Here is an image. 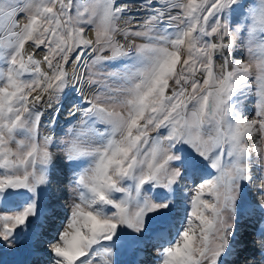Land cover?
<instances>
[{"label":"snow or ice","instance_id":"obj_1","mask_svg":"<svg viewBox=\"0 0 264 264\" xmlns=\"http://www.w3.org/2000/svg\"><path fill=\"white\" fill-rule=\"evenodd\" d=\"M133 7L146 17L120 27ZM241 44L246 59H233ZM70 62L86 75H70ZM65 108L76 118L57 165L54 137L40 129L59 126ZM69 170L78 195L49 238V186ZM257 179L264 185V0H0L5 247L31 245L33 264H120L118 253L154 242L157 264H235L238 217L258 215L264 236V205L249 195Z\"/></svg>","mask_w":264,"mask_h":264},{"label":"rangeland","instance_id":"obj_2","mask_svg":"<svg viewBox=\"0 0 264 264\" xmlns=\"http://www.w3.org/2000/svg\"><path fill=\"white\" fill-rule=\"evenodd\" d=\"M23 2H24V0H20V6L21 7L23 6ZM244 2L247 3L248 0H244ZM176 11H178V10H175L174 9L173 10V14H175ZM27 16H28V13H26V12H23V13H19L18 14V16L16 17V19L18 20L20 26H23V24H25L27 22ZM118 24L119 25H123L124 22L121 21L119 23V21H118ZM17 30H19V29H17ZM85 35L89 39H91V40L94 41V35H95V33L91 29H89L88 31H86ZM30 43L31 42H29V44ZM137 43H139V41H137ZM29 44H26L25 45L26 52H30L31 51V49L29 48ZM37 52H39V50H37ZM224 54L225 55H228V52L225 51ZM104 55L107 56L108 53L105 52ZM231 56H232L233 59H241V60L246 59V57H247L246 48L242 44L239 45V46H237V47H235L232 50V52H231ZM35 58L42 59V56L36 55ZM83 59L84 58H82V61H83ZM88 59L90 60V57H88ZM222 63H223V59L221 57H217L216 58V70L217 71H220V64H222ZM42 69L45 70V71H47L46 65H42ZM74 70H78L79 72L84 73L85 75H86V71H87L86 68L83 66V63L82 62L80 64H71V62H70V66L68 67L69 74L71 75V73ZM251 88H252V91L249 92L248 98L244 102V105H243L245 115L249 119H251L253 117L254 111H255L256 96H255V91H254L255 90V84L254 83L251 84ZM94 91H95V88L88 89L87 86H86L85 87L84 94L86 96H90ZM35 94L36 93H33V95H35ZM45 98H47V97H45ZM48 111H50V109H45L46 114H47ZM62 114L63 115L66 114V116H67V119L66 120H64L54 130L51 129V128H43L42 127L40 129V134L42 136L43 135H52L54 137V140H55V144L52 147V151H53L54 154H60L63 157V153L60 151V148L62 147V145L60 144V140L62 139V137H64V134L66 133V128H67L69 122L75 120L76 117H74L72 115H69V111H68L67 108H65L62 111ZM77 115H79V114L77 113ZM249 143L252 144L251 140H249ZM61 160H62V158H61ZM61 160H60V164H61ZM58 175L63 179V182L62 183L60 182L62 185L60 183H58L56 185V182H53L49 187L51 188V186L56 185L57 188H59L60 190L64 189L63 204H64V206L66 208V212L63 215L57 216L55 219H53L51 221L50 224H47V227H46L45 232H44L45 236H49L51 234H55V232L62 230L63 224L61 223V221L64 220V219L66 220V218H67L66 216L70 212L71 205L75 201V199H76V197L78 195V193L75 191V187L70 183V179H71V172H70V170L63 172L62 175L58 173ZM256 187H264V185H261L260 182H259V180L257 179L255 181V184L254 185L249 186V195L252 197V199H253L254 202H256L257 204L264 205V197H258V196L255 195L257 198H254V196H253L254 194L252 192L255 191ZM60 190H56V191L60 192ZM58 196H59L58 194H57V196L55 195L56 198H58ZM56 198H55V200H57ZM258 218H259V216L257 215V217H255L254 219H252V224L249 223L251 221L249 219H247L245 221L244 219H241L239 217L237 218V221H236V234H237L236 239L237 238L238 239H241L238 233H241L242 232L241 234H245L244 236L246 237V239L245 240H242L243 241L242 243H245L244 248H246V246L248 248H252V255L251 256L254 257V258H257V260H258V261H255V263H254V261H252L253 258L252 257H248V255H246V251H244L243 254H242V256H244V259L245 260H242L241 263L262 264V262H260V261L264 260V257H263L264 256V238H263L264 236H258L257 235V230H258L259 224L257 225V228L254 227L257 224L256 222L259 221ZM243 220L245 222L243 224H240L241 222H243ZM250 227L252 229L251 230H248ZM252 231H253V233H252ZM247 232H251V233H247ZM233 241H235V239L234 240H231L230 241V244H234ZM149 243L150 242H146V245L149 244ZM146 245H144L143 247H145ZM30 247H31V245H30ZM10 248H14V247H10ZM46 248H47V246L44 247V248H42V249H46ZM19 250L20 249H13V250L10 251L11 254H9V253L6 252V253L2 254V255H5L4 256L5 258L2 257L0 259L2 261L7 260L8 258L11 259V260L12 259H15L16 255H17L16 252L20 253L22 251V250H20V251ZM12 251L15 252V253H12ZM26 251H27V249H26ZM148 251H149V254L147 253L148 256L146 255L144 257H142V255L140 254L141 252L140 251L138 252V250L137 251L134 250V251L128 252V253H118L116 255L115 259L118 260L120 262V264H131V261H129V262H127V261H128V259H131V256L130 255L134 253L133 254V258H134V262L136 264H157L158 258H159V254H158V251H157V248H156L155 243H153V245L148 249ZM21 253L22 254H25L26 252L23 253V251H22ZM253 254H255L256 256H253ZM30 255H31V257L29 256L30 259L28 261V264H33V261H35L37 259V257L36 256H33L31 253H30ZM26 256L28 257V253L25 254V257ZM0 257H1V254H0ZM247 257H248V259H246ZM235 261L238 262V259H236Z\"/></svg>","mask_w":264,"mask_h":264},{"label":"bare ground","instance_id":"obj_3","mask_svg":"<svg viewBox=\"0 0 264 264\" xmlns=\"http://www.w3.org/2000/svg\"><path fill=\"white\" fill-rule=\"evenodd\" d=\"M129 3H139V0H129ZM141 11H143V10H141ZM138 19H142V17L140 16V17H138ZM122 22H124V21H122ZM124 24H125V22H124ZM137 25V23H134V25L133 26H136ZM91 58V57H90ZM60 124L64 121V120H66L67 119V116H66V114H62V112H61V114H60ZM59 124V125H60ZM255 140H256V137L255 138H253V139H251V142L252 143H254L255 142ZM54 156L56 157V160H55V163L57 164V165H60V160H61V158H62V155H60V154H54ZM68 175V174H67ZM64 176V175H63ZM53 181L54 182H56V185L58 184V183H62L63 182V179L57 174V176L56 177H54L53 178ZM60 183V184H61ZM56 185H53V186H51V191L57 196V194L59 195L58 196V198H56L57 200H53L52 201V203L53 204H55L57 207H56V217L57 216H59V215H63V214H65V212H66V208H65V206H64V204H63V199H64V189H62V190H60L59 188H57V186ZM62 185V184H61ZM57 188V189H56ZM64 188V187H63ZM56 190H60V192H58V191H56ZM252 193H254V192H252ZM254 196V198H257L255 195H253ZM256 200V199H255ZM68 211V210H67ZM59 212V213H58ZM67 217V216H66ZM255 218V217H254ZM254 218H250L249 220H251L249 223L250 224H252V219H254ZM53 219H50L49 221H48V224H50L51 223V221H52ZM65 220V219H64ZM252 228L250 227L248 230H251ZM242 231V230H241ZM242 233V232H241ZM241 233H238L239 234V236H240V238L241 239H235V241H233L234 242V244H237L239 247L237 248V252H238V255H236V256H233V257H231V259H241V261L242 260H245L244 259V256H242V254H243V252L244 251H246V255H248V257H252L251 255H252V248H248L247 246H246V248H244V246H245V243H242L243 241L242 240H245L246 239V237L244 236L245 234H241ZM244 233V232H243ZM247 233H251V232H247ZM246 233V234H247ZM252 233H253V231H252ZM54 236H55V234H51V235H49L48 237L49 238H54ZM264 238V237H263ZM153 243L154 242H150L149 244H145L146 246L145 247H143L142 249H140L139 251L141 252L140 254L142 255V256H144V255H147L148 256V254H149V251H148V249L153 245ZM5 244V242H3V241H1L0 240V254H1V257L0 258H5L4 256L5 255H2V254H4V253H9V254H11V250H13V249H20V250H22L23 251V253L24 252H26V253H28V257L26 256L25 257V254H22L21 252L20 253H18V252H16V254L18 255H16V257H15V259H7V260H5V261H2L1 259H0V264H28V261H29V259H30V257H31V255H30V253H31V250H30V245H21V247L20 248H16V247H14V248H10V247H5V248H3V245ZM247 244V243H246ZM36 246L38 247H40V248H44V247H46V245H44V244H41V243H36ZM256 246V245H255ZM254 247V246H253ZM26 249H27V251H26ZM19 250V251H20ZM44 251H47V248L46 249H43ZM15 251V250H14ZM137 251V250H136ZM12 253H15V252H13L12 251ZM148 253V254H147ZM256 254V253H255ZM255 254H253V256H256ZM23 256V257H22ZM30 256V257H29ZM242 256V257H241ZM258 256V255H257ZM248 257L246 258V259H248ZM264 257V256H263ZM7 258V257H6ZM253 258V260L252 261H254V263H255V261H258L257 260V258H254V257H252ZM20 259V260H19ZM140 259V258H139ZM251 259V258H250ZM140 261V260H139ZM241 261L239 262V263H237V264H248V263H241ZM262 261H264V260H262ZM262 261H260V262H262ZM136 264V263H135ZM235 264H236V261H235Z\"/></svg>","mask_w":264,"mask_h":264},{"label":"built area","instance_id":"obj_4","mask_svg":"<svg viewBox=\"0 0 264 264\" xmlns=\"http://www.w3.org/2000/svg\"><path fill=\"white\" fill-rule=\"evenodd\" d=\"M128 2H129V0H128ZM131 4H136V5H138V3H131ZM134 8V7H133ZM132 10V8H130V10H129V12ZM141 12H143V11H141ZM127 18H128V15H127Z\"/></svg>","mask_w":264,"mask_h":264}]
</instances>
